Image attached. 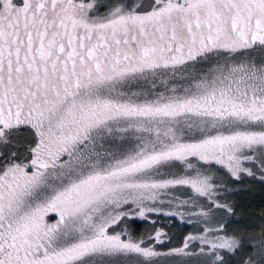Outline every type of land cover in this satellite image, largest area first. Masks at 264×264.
<instances>
[{"label":"snow or ice","instance_id":"obj_1","mask_svg":"<svg viewBox=\"0 0 264 264\" xmlns=\"http://www.w3.org/2000/svg\"><path fill=\"white\" fill-rule=\"evenodd\" d=\"M0 264H264V0H0Z\"/></svg>","mask_w":264,"mask_h":264},{"label":"trees","instance_id":"obj_2","mask_svg":"<svg viewBox=\"0 0 264 264\" xmlns=\"http://www.w3.org/2000/svg\"><path fill=\"white\" fill-rule=\"evenodd\" d=\"M257 202H258V200H257Z\"/></svg>","mask_w":264,"mask_h":264}]
</instances>
